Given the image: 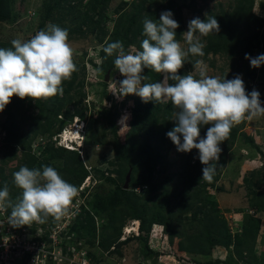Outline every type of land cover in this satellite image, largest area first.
<instances>
[{"label": "rangeland", "instance_id": "rangeland-1", "mask_svg": "<svg viewBox=\"0 0 264 264\" xmlns=\"http://www.w3.org/2000/svg\"><path fill=\"white\" fill-rule=\"evenodd\" d=\"M101 1H1L0 47L11 48L13 39L27 41L49 24H55L68 30V42L80 69L68 92L70 101L60 111L45 115L40 120L42 124L36 121V102L27 97L21 99L14 95L0 112V189L5 184L8 186L13 203L22 195L13 177L21 166L30 169L52 166L64 180L76 186L79 193L70 212L58 221L49 217L44 224L34 222L17 228L8 223L11 208L0 210V237L9 229L25 242L34 241L45 244L46 248H55V258L48 255L38 264H264V116L245 120L234 127L235 136L221 144L222 153L220 160L215 162L214 179L206 187L199 180L191 189H181L184 177L177 175V170H181L177 162L181 152L170 138L162 143V152L168 159L167 168L161 170L156 166L149 183L143 169L133 170L132 166L139 164L136 152L130 163L120 165L117 157L120 146L107 125V110H116V131L123 140L131 128L130 109L140 97H117L114 92H118L119 82L124 77L115 65L107 68L103 64L106 54L102 49L112 37L115 38L112 42L121 41L115 36L118 15L123 10H130L138 0H108L104 7ZM145 4L155 21L162 11L173 12V18L180 25L176 30L180 33L178 41L185 49L184 32L188 29V21L207 17L209 10L218 13L222 8L230 13L240 8L257 16L261 23L240 22L242 33L231 32V44L219 53H209L206 57L189 55L181 75L191 74L198 78L200 68L206 69L209 76L221 79L225 76L232 79L240 74L246 90L250 92L255 88L264 102V65L253 68L245 59V53L253 57L264 53V0H146ZM201 39L205 43V39ZM128 48L129 54L138 51L135 45ZM197 60L201 62L198 66ZM66 97V94L60 96ZM75 109L79 110V120L83 121V130L79 133L76 128L81 124L78 122L75 126L69 116ZM64 112L69 119H65ZM11 113L27 141L24 147L9 142L6 137L4 124L10 123ZM207 127L201 128L203 134ZM41 128L44 131L41 132ZM141 136L136 138L142 140ZM73 138L75 141L80 139L81 147L77 151L68 149L58 153L46 148L47 145L62 147L61 142L74 147L73 142H66ZM191 152L190 162L193 163L198 152ZM70 169L79 172L77 176L71 175ZM128 172L126 190H135L138 194L133 204L144 210L145 230H140L138 218L118 211L121 197L116 196L115 187L103 178L109 175L118 184H124ZM196 188L200 191L195 198L191 192L197 191ZM181 191L185 197L180 198ZM185 204H188L187 208H184ZM199 206L202 208L198 209ZM211 220L225 222L231 236L229 240L226 241L218 230L212 232ZM208 230L211 239L221 238L212 246L206 238ZM169 231L174 240L171 248ZM235 234L241 242L240 255L236 252ZM143 237L148 238V242ZM177 253L184 255L186 263L177 260ZM0 264L32 263L14 255L7 259L0 257Z\"/></svg>", "mask_w": 264, "mask_h": 264}, {"label": "clouds", "instance_id": "clouds-1", "mask_svg": "<svg viewBox=\"0 0 264 264\" xmlns=\"http://www.w3.org/2000/svg\"><path fill=\"white\" fill-rule=\"evenodd\" d=\"M171 10L160 13L153 21L145 18L140 48L134 54L125 51L122 41L105 42L103 52L106 57H114V65L124 77L119 82L118 98L136 95L143 103L168 104L176 110L172 120L174 127L166 135L178 152L188 153L198 150V158L204 167L202 177L211 183L214 179L215 162L220 160L221 144L225 142L233 127L245 120L251 121L264 116V106L260 92L255 88L248 92L240 74L232 79L209 76L200 68L198 78L191 74L181 75L180 70L189 55L203 57L205 43L201 37L218 34L220 25L215 17H200L188 21L184 32L187 48L176 39L178 21ZM67 29L49 24L29 40L13 39L11 48L0 47V112L15 95L21 99L47 100L63 96V82L70 80L78 71L74 61V50L68 42ZM250 66L264 65V53L253 57L245 53ZM196 61V65H200ZM145 70L162 74V80L147 83ZM173 81L174 83H169ZM77 132L83 130V121L78 116ZM208 126L204 136L201 128ZM80 135V134H79ZM63 141V132L61 133ZM82 140V137H80ZM77 141L69 150L81 147ZM63 143V144H62ZM14 184L22 190L21 198L13 203L8 186L0 189V210L11 208L8 223L13 227L44 224L49 217L60 220L66 216L78 196V188L62 178L52 166L29 168L21 166L13 173ZM126 228V227H125ZM124 228V229H125ZM127 233V232H126Z\"/></svg>", "mask_w": 264, "mask_h": 264}, {"label": "trees", "instance_id": "trees-1", "mask_svg": "<svg viewBox=\"0 0 264 264\" xmlns=\"http://www.w3.org/2000/svg\"><path fill=\"white\" fill-rule=\"evenodd\" d=\"M0 0V4H1ZM63 2L69 3L71 0H62ZM108 0H102L101 6L104 7L106 2ZM206 1V0H204ZM146 0H138L136 4H132L130 10H123L118 15V18L115 23V36L118 39H121V41L124 44L125 51H129V45H135L138 48V51L142 50L140 48V44L142 40L144 39L143 33V21L145 18L151 19L155 21V19H152V17L149 16V7L145 4ZM201 10V8L198 10V12ZM208 16L215 17L220 25V32L218 34L209 35L207 37H203L205 39V48L204 53L205 55L203 57H206L209 53L217 54L222 49H224L227 45H230V38L229 34L232 32L235 35H240L243 30L242 23L248 21H255L257 23H261L262 21L255 15H252L250 12L243 11L240 8L234 9L232 12L228 13L224 11V9L220 8L219 12H213L208 11ZM48 19V15L45 16ZM101 17V16H100ZM207 17L202 18V20H205ZM100 21V18L98 19V22ZM243 21V22H242ZM242 22V23H240ZM179 32L176 35V39L179 40ZM253 32H251V35ZM255 36V34L253 35ZM252 36V37H253ZM115 40L114 37L110 40L112 42ZM109 42V43H110ZM114 57H104L103 64L107 68H111L114 66ZM185 65V64H184ZM78 70L80 67L77 65ZM77 73L78 71L74 72L72 74V78L70 80H66L63 82V88H64V94L67 95L66 98H60L59 95L51 97L47 100H36V106L38 108V115L36 116L37 124L40 123V120H42L45 115H50L53 112H58L62 109L64 104H67L70 101L71 96H68V92L70 87L73 85L74 81L77 79ZM180 70V74H181ZM145 74L148 76L147 83L150 82H157L162 80V74L155 73L153 71L145 70ZM169 83H174L173 81H169ZM81 87V83H78ZM66 85V86H65ZM31 99V98H30ZM113 108V107H112ZM78 109L73 110V112L70 113V119H72L74 116L80 115L78 112ZM175 111L173 108L171 102L168 104H156L154 102H148L143 103L141 101V98L135 99L133 102V106L130 109L131 113V123H130V130L126 132V136H124V139L122 140L120 138V135L116 131V125H115V116H116V110H107V125L109 126V129L111 133H113V138L115 139L116 144H118L120 147H118V159L120 165H125L126 162L130 163L132 158L136 155L139 160V164L137 167L132 166L133 170H138L139 168L143 169L147 173V180L146 182L149 183L151 175L154 173L156 166L160 167L161 170H165L167 168V156L166 153L162 152V143L166 139H168L166 133L171 130L174 127L175 121L171 120V115ZM63 116L68 118V114L66 112L63 113ZM10 123H5V133L7 139H9V142L17 143L21 146L24 145V143H27L23 132H21L20 125L16 122L15 117L13 116V113L9 114ZM69 119V118H68ZM75 121H78V118H74L72 120V123ZM61 122V120H60ZM44 123V122H43ZM78 123V122H77ZM41 132L44 131V128H41ZM236 133V128H232L230 136L232 139L234 138ZM137 135H142V140H138L136 137ZM204 136L201 132V136ZM171 143H173L171 141ZM174 144V143H173ZM24 147V146H23ZM47 150H52L56 152L67 151L68 149L59 147V148H53L51 145L46 146ZM77 151V150H76ZM193 151L198 152V150L193 149ZM192 152L183 153L181 152L180 158L177 161L178 166L181 170H177V175L180 176V178L183 176L184 178L182 181V190L186 191L188 189H191V187L197 182L202 180V185L206 187L207 185H211V183L205 181L202 177V168L204 165L201 164L198 155L197 158L193 161V163L190 162ZM81 169V168H80ZM71 175L77 176L79 172H74V170L70 169ZM76 178V177H75ZM106 181L110 182L114 187L115 190L118 192L116 193L117 197H121L120 202L117 204L118 211L121 214L132 216L133 218H138L140 220L139 228L140 230H145L146 227V219L144 215V210L142 208H137L133 201L137 200L138 194L135 190H132L131 192H128V190L123 188V183L118 184L114 178H112L109 175H106L103 177ZM77 182V181H76ZM197 191L191 192L192 195H195V198L199 196V188H196ZM130 193V194H129ZM181 198L185 197V194L183 191L179 192L178 194ZM188 204L184 205V208H187ZM102 206V205H100ZM202 206H199L198 209H201ZM221 225H220V223ZM214 222L211 220L212 224H209L213 231L218 230L219 234H222L223 238L229 240L230 234L227 230V227L225 225V222ZM211 230V229H210ZM208 230L206 238L209 242V246H212L217 243L221 238H212L211 231ZM228 233V234H227ZM236 235V236H235ZM236 239V252L238 255L241 254L240 247L241 242L240 239H238V235L235 234ZM140 235H137L139 237ZM172 232L169 231V247L172 241ZM144 240H147L148 238L143 237ZM179 249L181 251L184 250L182 248L183 246L181 244L178 245ZM177 246V247H178ZM181 247V248H180ZM171 248V247H170ZM174 248V247H173ZM170 251V250H165ZM164 251V252H165ZM175 251V250H174ZM173 251V252H174ZM176 252V251H175ZM177 260L182 261L183 263H186L184 255H181L177 253Z\"/></svg>", "mask_w": 264, "mask_h": 264}, {"label": "built area", "instance_id": "built-area-1", "mask_svg": "<svg viewBox=\"0 0 264 264\" xmlns=\"http://www.w3.org/2000/svg\"><path fill=\"white\" fill-rule=\"evenodd\" d=\"M14 255H20L22 260L32 264L44 262L48 255L54 258L57 256L55 248H46L45 244L39 242H25L19 235L13 234L7 229L5 234L0 237V257H6L7 259L9 256Z\"/></svg>", "mask_w": 264, "mask_h": 264}, {"label": "water", "instance_id": "water-1", "mask_svg": "<svg viewBox=\"0 0 264 264\" xmlns=\"http://www.w3.org/2000/svg\"><path fill=\"white\" fill-rule=\"evenodd\" d=\"M129 174L130 172L127 173L126 177H125V181H124V184H123V188L124 189H127L128 188V184H129Z\"/></svg>", "mask_w": 264, "mask_h": 264}, {"label": "bare ground", "instance_id": "bare-ground-1", "mask_svg": "<svg viewBox=\"0 0 264 264\" xmlns=\"http://www.w3.org/2000/svg\"><path fill=\"white\" fill-rule=\"evenodd\" d=\"M78 133H79V132H78ZM73 140H76V139H75V138H73V139H72V141H73Z\"/></svg>", "mask_w": 264, "mask_h": 264}]
</instances>
